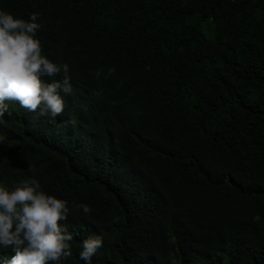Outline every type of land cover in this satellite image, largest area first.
Wrapping results in <instances>:
<instances>
[{"label":"trees","instance_id":"1","mask_svg":"<svg viewBox=\"0 0 264 264\" xmlns=\"http://www.w3.org/2000/svg\"><path fill=\"white\" fill-rule=\"evenodd\" d=\"M0 10L38 13L42 54L69 65L61 115L10 102L0 120V183L35 178L68 202L72 256L59 264H85L92 235L103 246L90 264H264V0Z\"/></svg>","mask_w":264,"mask_h":264},{"label":"clouds","instance_id":"2","mask_svg":"<svg viewBox=\"0 0 264 264\" xmlns=\"http://www.w3.org/2000/svg\"><path fill=\"white\" fill-rule=\"evenodd\" d=\"M38 13L28 20L0 10V120L9 113L8 103L16 102L29 112L58 117L64 111V97L73 87L69 65H58L42 54L36 38L41 25ZM63 72V78L55 79ZM47 77L51 82L46 83ZM3 137H0V141ZM90 214L88 205L77 206ZM68 202L42 190L35 178L21 180L11 189L0 183V249H11L3 264H59L72 256L74 236L66 222ZM103 246L100 235L82 241L79 257L85 264Z\"/></svg>","mask_w":264,"mask_h":264},{"label":"rangeland","instance_id":"3","mask_svg":"<svg viewBox=\"0 0 264 264\" xmlns=\"http://www.w3.org/2000/svg\"><path fill=\"white\" fill-rule=\"evenodd\" d=\"M207 24H210L209 22ZM206 35L208 36L209 34L206 32Z\"/></svg>","mask_w":264,"mask_h":264}]
</instances>
